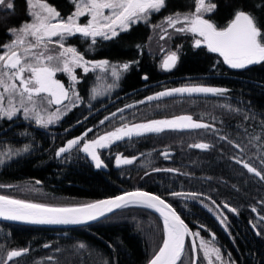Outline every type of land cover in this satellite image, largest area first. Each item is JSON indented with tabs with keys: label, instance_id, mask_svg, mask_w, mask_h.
I'll list each match as a JSON object with an SVG mask.
<instances>
[{
	"label": "trees",
	"instance_id": "1",
	"mask_svg": "<svg viewBox=\"0 0 264 264\" xmlns=\"http://www.w3.org/2000/svg\"><path fill=\"white\" fill-rule=\"evenodd\" d=\"M47 2L64 18L74 10L70 0ZM213 2L218 5L217 10L205 16L219 27L226 26L232 19L233 10L242 4L244 10L254 13L264 29V7H255L261 0ZM14 5L13 11L0 8V45L11 40L9 28L19 27L30 19L25 0H14ZM194 8V0H166V6L159 12H152L146 22L132 25L129 31L112 40L97 38L91 49V39L79 34L68 37L65 44L77 48L87 60H108L116 65L128 63L129 69L116 81L110 75L98 81L96 77L103 74L78 72L75 89L81 102L75 107L69 103L71 110L46 128L20 117L0 118V153L29 146L28 151L19 155L0 157L4 159L0 164V193L50 205L89 202L129 189V182L136 173L166 164V157L154 149L167 148L175 151L167 155L170 163L203 178L179 179L160 175L137 188L156 193L168 201L193 232H199L200 237L221 249L223 259L229 264H264V219H261L264 217V179L243 166L248 163L264 175V63L233 69L219 54L209 52L203 46L194 47L191 33H172L167 40V50L176 52L178 60L173 68L163 69L161 46L165 44L160 35L164 18ZM56 78L66 87L70 84L63 72L57 73ZM192 80L227 91L159 97L151 101L145 97L147 84H156L157 90ZM99 83L103 85V94L92 99L91 90ZM113 83L116 86L106 90ZM110 100L117 101L107 107L106 112L103 109L86 119L98 106ZM118 109L123 111L118 112ZM180 115H191L194 120L211 127L164 131L118 141L101 153L105 171L96 168L80 151L81 143L60 157L56 156L67 141L85 133L92 138L125 123ZM102 120H105L103 124L100 123ZM88 129L92 131L87 132ZM196 143H206L210 147H190ZM117 155L136 159L132 164L117 166ZM186 196L210 201L223 208L225 204L229 205L225 208L224 226L219 225L203 203L185 199ZM230 208L236 211L232 212ZM161 241L159 218L151 211L135 206L122 208L95 223L73 228L0 222V264H4L8 251L24 248L29 251L13 258L9 264H145L158 250ZM196 243L198 246L197 239ZM81 244L85 247L80 248ZM197 254L200 264H206L203 254L199 251ZM183 260L184 264H190L188 239Z\"/></svg>",
	"mask_w": 264,
	"mask_h": 264
},
{
	"label": "snow or ice",
	"instance_id": "2",
	"mask_svg": "<svg viewBox=\"0 0 264 264\" xmlns=\"http://www.w3.org/2000/svg\"><path fill=\"white\" fill-rule=\"evenodd\" d=\"M70 2L74 5V11L64 18L47 0H25L30 19L19 27L9 28L8 32L13 38L0 45V118L6 117L11 120L18 111L22 110L25 119H34L35 123L41 127L46 128L58 122L67 114V111L71 110L68 107L69 103L75 107L81 102V97L75 89L78 79L75 69H82L85 74L98 71L103 74L96 77L98 81L109 75L114 81L119 80L121 74L129 69L128 63L116 65L108 60H87L77 48L66 46L65 40L79 34L91 39L89 46L91 49L92 45L97 43V38L112 40L121 33L129 31L132 25L140 21L146 22L152 12H159L166 6V0H70ZM194 4L193 11L177 12L165 17L164 22L167 28L174 29L177 33H191L194 37V47L203 46L209 52L218 53L230 68L244 69L250 65L264 63V29L261 28L258 18L251 10H244L242 4L238 5L226 26L219 27L205 18V14L214 13L217 10L218 5L213 0H194ZM0 7L13 11L14 0H0ZM255 7H264V0ZM81 17H87V22L80 23ZM153 27H160V25ZM161 31L164 33L161 39L170 35L167 29L161 28ZM177 60L176 52L169 53L162 62V68L165 70L173 68ZM60 72L69 77L71 83L67 87L56 78V74ZM144 78L147 79V77ZM115 86V83L110 84L106 90ZM226 91L223 88L188 85L165 90L146 99L151 101L159 97L171 96L173 93L223 94ZM102 94L95 87L91 90L92 99ZM53 106L56 110L48 111ZM125 107L130 108L132 105ZM112 115L115 116L116 113ZM107 119L108 117H105V120ZM105 120L100 123L103 124ZM210 127L211 125L194 120L191 115L135 124L125 123L96 139L83 142L80 151L87 154L96 168H101L104 166V161L99 150L108 148L125 138L159 134L166 130ZM91 131L92 129L87 130V132ZM81 141L82 137L67 141L65 146L58 149L56 156L60 157ZM28 147L26 145L24 149L15 151L9 149L7 154L0 153V157L7 155L11 158L22 151H28ZM190 147L208 149L210 145L196 143ZM162 155L167 158L168 153H162ZM115 159L119 166L132 164L136 158L117 155ZM238 162L243 163V161ZM3 163L4 159L0 158V164ZM243 166L248 172L255 173L256 176L264 179V175L255 167L248 163H243ZM154 171H160V169H154ZM36 183L39 184L40 181ZM172 195L183 194L172 193ZM132 205L154 209L163 218V241L148 264H184L185 238L189 236L193 237L190 264H200L198 251L203 254L206 264H229V261L223 259L221 249L212 241H206L200 237L199 232H192L170 204L160 196L145 191L124 192L112 198L71 206H53L0 195V218L32 224H86L105 218L114 210ZM224 207L229 208V205L225 204ZM229 210L236 211L234 208ZM253 211L256 209L253 208ZM196 239L200 241L199 246L195 242ZM79 247L85 246L81 244ZM28 251L27 248L8 251L4 264H9L13 258L20 257Z\"/></svg>",
	"mask_w": 264,
	"mask_h": 264
},
{
	"label": "flooded vegetation",
	"instance_id": "3",
	"mask_svg": "<svg viewBox=\"0 0 264 264\" xmlns=\"http://www.w3.org/2000/svg\"><path fill=\"white\" fill-rule=\"evenodd\" d=\"M188 85H201V86H205V87H211L209 85H206L205 83H200L199 80H192L189 82H184L183 84H179V85H171V86H167L166 88H164L165 90H170V89H174V88H179L181 86H188ZM144 87V86H143ZM157 85L156 84H147L146 87H144V89H147V94L145 95V97H149V96H153L157 93V91H159L160 89H157ZM211 93H197V95H210ZM144 97V95L142 96ZM117 100H110L109 102H107L106 104H102L100 106H98V108H96V110H93L91 114H89L90 116H87L86 119H88L89 117L94 116L96 113L100 112L101 110H103L104 112H106V110L108 108H110V105H113L114 102H116ZM111 102V103H110ZM110 103V104H109ZM110 106V107H109ZM108 107V108H107ZM106 108V109H105ZM102 111V112H103ZM173 118V117H172ZM164 118H157L154 120H163ZM120 127V126H119ZM118 128V127H117ZM113 131V130H112ZM166 131H185V129L182 130H166ZM154 134V133H153ZM101 135V134H100ZM147 136V135H146ZM143 137V136H141ZM126 139V138H125ZM108 148L105 149H100L99 152L100 154L107 151ZM155 151H157L158 153H168L169 155H172L173 153H175V151L167 149V148H158V149H154ZM162 155V154H160ZM168 157V156H167ZM167 163L164 164H160V165H155L152 168H149L148 170H154V169H160V168H169L172 169L174 171H169V172H151L149 174H144L142 176H139L143 171H139L138 173H136L134 176H132V178H136L139 181H142L143 179H145L143 182H145L146 180H150V179H154L157 178L160 175H167L169 177H174V178H179V179H184V178H188V177H192V178H203V176H196V175H192L189 174L188 171H186V169L182 166L179 165H175L173 163H170L171 160L169 158H165L164 159ZM146 170V171H148ZM103 171V170H102ZM144 176V177H143ZM131 178V179H132ZM210 180V179H209Z\"/></svg>",
	"mask_w": 264,
	"mask_h": 264
},
{
	"label": "rangeland",
	"instance_id": "4",
	"mask_svg": "<svg viewBox=\"0 0 264 264\" xmlns=\"http://www.w3.org/2000/svg\"><path fill=\"white\" fill-rule=\"evenodd\" d=\"M0 8H3V7H0ZM74 11V10H73ZM206 15V14H205ZM66 18V17H65ZM205 18H206V16H205ZM207 19V18H206ZM80 23H86L87 22V17H81L80 18V21H79ZM161 28H164V29H167V31H168V33L170 34V35H168V36H165L164 37V39H163V44H165V45H163V46H161V49H163V51H162V56H161V64H162V62H163V60L165 59V56L166 55H168L169 53H171V52H169V50H167V47H168V42H167V40H168V38L171 36V34L172 33H177V32H175L174 31V29H168L167 28V24L164 22L163 23V25H162V27ZM162 35H164V33L161 31V35L160 36H162ZM12 36V35H11ZM12 38H13V36H12ZM11 38V39H12ZM90 39V38H89ZM66 45V44H65ZM66 46H69V45H66ZM78 72H81V73H84L83 72V70L82 69H79V68H77V69H75V74H76V76H77V78H78ZM97 73H99L98 71H96ZM67 75V74H66ZM67 77H68V75H67ZM68 79H69V77H68ZM79 79V78H78ZM77 79V80H78ZM70 81V80H69ZM62 82V81H61ZM71 83V82H70ZM97 86V89L101 92V93H103V85L101 84V83H99L98 85H96ZM162 91H165V89L164 88H162V89H160L159 91H157V93H159V92H162ZM68 107H70V105L68 106ZM56 110V108H55V106H53V107H51V108H49L48 109V111H55ZM63 110V109H62ZM16 117H20V118H23V119H25V117H24V114H23V111L22 110H20V111H18L17 112V114H16V116H14L13 118H16ZM6 118V117H5ZM172 117H169V118H164V119H171ZM28 120H31V121H33V122H35L34 121V119H28ZM55 124V123H54ZM50 125H53V124H50ZM105 134V133H104ZM101 135H103V134H101ZM85 135H83V136H81L82 137V141H81V147L83 146V142H85V141H89V140H93V139H96L98 136H100V135H98V136H93L92 138H90V137H88L87 135H86V138L84 137ZM145 172L146 171H143V172H140L141 174L139 175V176H142V175H144L145 174ZM144 177V176H143ZM145 179H143L142 181H139V180H137L136 178H132L131 180H130V182H129V188H137V187H139L142 183H143V181H144ZM24 188H26V187H24ZM185 199H188V200H197L199 203L201 202V203H203V207L208 211V212H210L211 214H212V216L217 220V222L219 223V225H221L222 227L224 226V223H223V219L226 217V215H225V208H223V207H221L220 205H216V204H213L212 202H210V201H207V202H204V201H201V200H199V199H197V198H195V197H188V196H186V197H184ZM196 242V241H195ZM197 242H198V246H199V239H197ZM197 244V243H196ZM198 255V254H197ZM190 256V255H189ZM191 256H192V252H191ZM6 259H7V255H6Z\"/></svg>",
	"mask_w": 264,
	"mask_h": 264
},
{
	"label": "water",
	"instance_id": "5",
	"mask_svg": "<svg viewBox=\"0 0 264 264\" xmlns=\"http://www.w3.org/2000/svg\"><path fill=\"white\" fill-rule=\"evenodd\" d=\"M218 54V53H217ZM183 87V86H181ZM180 88V87H179ZM197 95V93H173L171 96H163V97H160V98H171V97H189V96H195ZM111 103V102H110ZM109 103V104H110ZM83 120H81L80 122H82ZM79 122V123H80ZM146 135H151V134H146ZM144 135V136H146ZM87 156V154H86ZM88 157V156H87ZM89 158V157H88ZM90 162L94 164L93 161H91V159L89 158ZM95 166V164H94ZM103 171L106 170V166L104 164L103 167L99 168ZM169 168H160V171H154V170H148L145 172V174H149L151 172H169L167 171ZM136 190H140V191H145V192H148V193H151V194H154V195H158L156 193H153L151 191H148V190H144V189H139V188H129V189H125L123 191H120L118 192L117 194H114V195H111V196H107V197H103V198H98V199H94L92 201H89V202H85V203H90V202H93V201H97V200H103V199H108V198H112V197H115L117 195H121L123 194L124 192H131V191H136ZM0 195H5V194H1ZM9 196V195H7ZM159 196V195H158ZM10 197H13V196H10ZM161 197V196H160ZM15 199H21V198H17V197H13ZM162 199H164L163 197H161ZM22 200H25V199H22ZM165 200V199H164ZM27 201H31V200H27ZM166 201V200H165ZM31 202H34V203H40V202H35V201H31ZM168 204H170L168 201H166ZM42 204H45V203H42ZM80 204H84V203H80ZM50 205V204H49ZM71 205H78V204H67V205H53V206H71ZM171 205V204H170ZM132 206H135V207H142V208H145L149 211H151L152 213H154L160 220V224H161V231H162V241H163V229H164V225H163V218L160 216V214L158 212H156L154 209H150V208H146V207H143V206H140V205H132ZM172 206V205H171ZM128 207H131V206H128ZM172 208L175 210V208L172 206ZM120 209H117V210H114V212L118 211ZM176 211V210H175ZM113 212V213H114ZM176 213L179 215V213L176 211ZM112 213L108 214L107 216L111 215ZM106 216V217H107ZM180 216V215H179ZM181 217V216H180ZM103 219V218H101ZM100 219V220H101ZM182 219V217H181ZM183 220V219H182ZM99 221V220H97ZM97 221H90L86 224H32V223H26V222H21V221H10V220H4L3 218H0V222H6V223H11V224H17V225H23V226H33V227H45V228H73V227H79V226H84V225H88V224H92V223H95ZM184 221V220H183ZM185 222V221H184ZM186 224V223H185ZM187 225V224H186ZM188 226V225H187ZM188 228L191 230V228L188 226ZM192 231V230H191ZM193 232V231H192ZM189 240V243H190V246L192 244V240H193V237H186L185 238V243H186V240ZM162 241H161V244H162ZM160 244V245H161ZM158 251V250H157ZM151 259V258H150ZM149 259V260H150ZM148 260V261H149ZM148 261L147 263L145 264H148Z\"/></svg>",
	"mask_w": 264,
	"mask_h": 264
}]
</instances>
